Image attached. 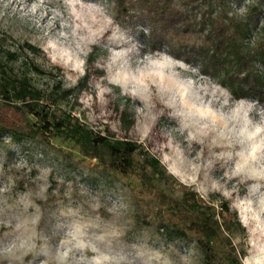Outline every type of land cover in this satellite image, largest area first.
<instances>
[{
	"label": "rangeland",
	"instance_id": "rangeland-1",
	"mask_svg": "<svg viewBox=\"0 0 264 264\" xmlns=\"http://www.w3.org/2000/svg\"><path fill=\"white\" fill-rule=\"evenodd\" d=\"M250 1L239 0L232 10L241 5L245 8ZM101 2L114 13L115 23L120 29L113 28L110 36L105 34V43L94 46L89 56L87 76H80L79 56L73 54V45L86 48L90 40L100 37L107 24L99 16L91 19L97 15L95 10L81 11V19L75 20L64 0H0V57L12 73L27 77L44 98L68 90L62 107L72 110L95 131L138 141L158 158L167 152L178 169L191 165L196 175L185 173L184 179L193 183L199 176L202 189L206 190L212 181L216 182L218 189L223 188L214 175L221 167L228 170L225 180L237 173L245 176L259 174L254 162L249 161L243 152L235 148L227 156L217 152V146H222L226 139L231 143L230 130L249 119L255 121L259 104L251 111L247 106L227 113L218 111L217 122L213 125L216 135H211L212 129H202L200 139L205 141L207 148L203 155L190 160L188 154L196 152L194 147H172L169 142V148H165V138L174 135L175 129L171 127L172 122L166 119L157 121L163 105L154 106L153 93L147 84L142 88L134 85L135 96H139L140 101H136L135 96L113 95L111 99L107 98L108 86L106 80L101 86L99 77L104 73L102 67L97 65L107 67L110 75L120 77L129 72V57L133 52L139 55V51L133 45L131 49L121 48L119 52L113 49L111 56L105 54V50L111 49L112 45L122 46L126 42L122 30L127 27L115 19L116 10L111 0ZM253 2L264 10V0ZM33 6L35 10L30 11ZM69 16H73V25L78 27H75V31L70 30V35L62 38L63 42L57 41V48L46 52L42 45L47 39L58 35L60 21ZM135 35L141 42H148L138 32ZM26 44L35 46L36 53L28 51ZM5 51L15 53L17 60H7ZM51 57H56V61L52 62ZM201 88L206 94L217 95V89L210 87L207 80L199 84L195 95L199 96ZM118 91L114 89V92ZM158 95L162 99L165 90L161 88ZM200 99L203 100V97ZM0 111L3 119L10 124L11 121L21 120L19 114L10 108L2 107ZM154 123H158V127L153 128ZM133 125L135 131L130 134ZM6 137L10 136L0 138V249L31 237L28 245L21 250L26 255H22L20 261L13 260V264H89L91 257L104 254L119 258L140 253L146 257L154 247L166 242L179 246L194 241L192 237L170 238L155 227L141 224L137 220L135 197L139 194L134 192V184L112 183L97 176L88 167L89 160L85 164L77 163L82 156L71 143L53 140L57 147H62L70 155L66 159L28 143L16 144L11 137ZM233 161L238 165L235 168ZM163 188L170 194L179 195L177 186L169 184ZM258 188L259 184L249 185L248 195H237L231 202L232 209L237 210L240 219L248 225L247 231L256 245L254 252L259 255H253V259L264 256V241L261 239L264 236V218H261L250 199ZM213 194L216 192L206 193L207 198ZM34 220L38 222L33 223ZM16 224L21 227L16 228ZM114 229L119 235L112 234ZM194 247L197 249L196 243ZM93 248L98 251L94 252ZM169 251H175V247H170ZM197 251L198 264H203V257ZM64 252H68L67 257L63 261L58 260L57 257ZM5 256L0 252V264H8Z\"/></svg>",
	"mask_w": 264,
	"mask_h": 264
},
{
	"label": "trees",
	"instance_id": "trees-1",
	"mask_svg": "<svg viewBox=\"0 0 264 264\" xmlns=\"http://www.w3.org/2000/svg\"><path fill=\"white\" fill-rule=\"evenodd\" d=\"M111 1L116 10L115 19L122 26L138 32L153 46L167 42L188 60L206 63L235 96L264 102L261 5L253 0L247 2L246 13L237 21L229 18L228 12L239 0ZM26 48L36 53L32 44H26ZM5 53L7 60H17L15 53ZM68 93L61 90L56 96L42 97L27 77L12 73L0 57V109L10 108L21 117L10 124L0 111V138L10 136L16 144L28 143L66 159L70 155L53 140L71 143L82 156L77 163L85 164L89 160L88 167L97 176L112 183L134 184L133 190L139 194L135 197L137 220L141 224L155 227L170 238L192 237L203 264H237L221 235L228 229L217 228L229 214L227 201H221L217 193L205 199L193 188L181 184L142 143L95 131L72 110L62 107ZM169 184L178 187L179 195L163 188Z\"/></svg>",
	"mask_w": 264,
	"mask_h": 264
},
{
	"label": "clouds",
	"instance_id": "clouds-1",
	"mask_svg": "<svg viewBox=\"0 0 264 264\" xmlns=\"http://www.w3.org/2000/svg\"><path fill=\"white\" fill-rule=\"evenodd\" d=\"M67 9L73 14L75 20L81 19L80 12H89L95 10L97 15L92 16L91 19H97V16L102 17L107 24V27L101 33L97 40H90L86 48H76L74 55H78V67L80 76H87V67L89 56L94 51V46L98 47L101 43H105V34L111 35L112 29H120V26L115 23L114 13L101 0H64ZM34 11V6L29 9ZM246 13L245 8L241 5L238 9L230 10L228 17L233 20H240ZM73 16L60 21V30L55 38L47 39L42 45L45 51L58 47L57 41L63 42L62 38L70 35V30L75 31L73 25ZM264 23V21H262ZM147 32L148 29L146 28ZM123 36L125 43L122 46L112 45L111 49H106L105 54L111 56L112 50L117 52L121 48L131 49L135 45L139 51V55L132 53L129 57V72L122 74L120 77L110 75L108 68L102 67L103 75L99 77L102 82L106 80L107 98L111 99L113 95L120 97L135 96V87H143L145 84L151 88L153 93L154 106L162 104L163 107L159 111L157 121L163 118L171 123V127L175 129L174 135L165 138V148H169V142L172 147L181 145L184 148H195L196 152L188 154L189 159H195L197 155H203L207 148L204 140L200 139L202 129H212L211 135L215 136L216 131L213 125L216 124L218 116L217 112L222 110L224 112L237 111L239 108L247 106L249 111L257 104L260 105L256 109L255 121L249 119L242 125L234 127L231 131V143L225 140L222 146H217V152L227 156L233 149H237L247 155L249 161L254 162L257 168V175L245 176L241 173L229 176L227 180L224 179L228 175V170L221 167L219 171L215 172L219 182L223 185L222 189L216 187V182H210L208 188L202 189L200 186V177L193 183H189L184 179L185 173L196 175L192 171L191 165L186 169H178L172 162V157L163 154L159 157L161 165L165 170L175 177L181 184H186L189 188H194L195 192L207 199L206 193L216 192L221 201H227L225 207L228 210V215L225 216L223 225H217V228H227V232H221V235L228 242L231 254L235 257L237 264H264V256L259 259H253V255H259L254 250L256 245L252 242L251 235L247 231L248 225L244 224L239 217V212L231 208V202L237 195H248L247 189L251 184H259L257 193L250 197L253 206L259 211L261 218H264V102L258 98H249L246 96H235L233 92L219 82L218 75L208 69L206 63L199 61H190L186 56L182 55L180 51H174L165 42L161 46H153L150 42H141L137 39L135 32L131 29H123ZM68 55V53H65ZM71 59V56H69ZM51 61L55 62L56 57H51ZM63 68V65H61ZM205 80L210 82V87L217 89V95L212 96L204 93L200 89L199 96L195 95V89L200 83ZM125 81H128L125 84ZM75 84V82H73ZM87 83V82H85ZM165 90V95L161 99L158 91ZM118 89V93L114 92ZM76 89L73 87V91ZM99 95V93H96ZM203 97V100L200 99ZM136 101H140L139 96H135ZM208 122L205 123L204 121ZM158 127V123L153 124V128ZM135 131L133 125L129 130ZM223 135V133H221ZM10 139V137H6ZM233 161V168L237 167ZM206 167V165H205ZM2 191V189H0ZM125 211H127L125 209ZM223 215V210L221 211ZM34 220L33 223H37ZM20 228V224L15 225ZM231 233V235H229ZM113 235H119V232L113 230ZM31 237L21 240L19 244L12 243L5 248L0 249V252L6 254L5 258L8 264H13V260L20 261L22 255L26 252L21 250L28 245ZM103 239V237H101ZM264 241V236L261 237ZM195 241L179 246H173L169 243H164L153 248L152 253L146 257H142L140 253L129 257L122 255L119 258L107 254L93 256L90 258L89 264H107V262H114V264H198L199 253L194 247ZM170 247H175V251H169ZM93 251L98 249L93 248ZM68 255V252L61 253L57 259L63 261ZM11 257V258H9Z\"/></svg>",
	"mask_w": 264,
	"mask_h": 264
}]
</instances>
